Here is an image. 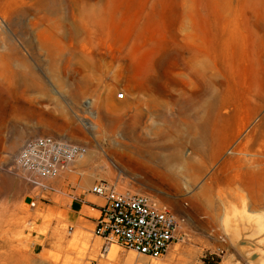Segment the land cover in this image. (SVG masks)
Masks as SVG:
<instances>
[{
  "label": "rangeland",
  "instance_id": "1",
  "mask_svg": "<svg viewBox=\"0 0 264 264\" xmlns=\"http://www.w3.org/2000/svg\"><path fill=\"white\" fill-rule=\"evenodd\" d=\"M163 132L180 144L158 176L109 152ZM39 134L86 144L88 188L150 193L185 234L158 258L109 253L94 223L66 214L86 166L38 177L44 189L12 165ZM236 153L264 171V0H0V264H264V224L247 229L257 209L219 171Z\"/></svg>",
  "mask_w": 264,
  "mask_h": 264
},
{
  "label": "built area",
  "instance_id": "2",
  "mask_svg": "<svg viewBox=\"0 0 264 264\" xmlns=\"http://www.w3.org/2000/svg\"><path fill=\"white\" fill-rule=\"evenodd\" d=\"M116 97H125V92L117 93ZM86 152L87 146L82 142L65 136L39 134L24 140L12 158V165L30 173L29 180L34 186L50 189L38 177H57ZM89 191L102 198L100 204H93L97 215L92 233L106 245L115 243L154 259L185 234L181 230L183 218L150 193L130 188L120 190L103 179L93 183Z\"/></svg>",
  "mask_w": 264,
  "mask_h": 264
},
{
  "label": "crops",
  "instance_id": "3",
  "mask_svg": "<svg viewBox=\"0 0 264 264\" xmlns=\"http://www.w3.org/2000/svg\"><path fill=\"white\" fill-rule=\"evenodd\" d=\"M236 155L238 154L228 155L226 159H224V163L219 164V171L229 172L228 176L232 179L231 195L233 196V202L241 204L239 192H245L249 199L250 207L257 209L258 222H250L247 229L251 234H259L260 232L257 231V229L260 228L261 224H264V214H262L264 212V171L260 169H248L242 165L234 164ZM91 161L92 159L84 164L73 163L78 167H87L83 170V172L87 174V177L83 181V186L80 190L79 188H75L73 190L75 194L72 195L71 199L66 203V214L70 216V218H73L76 223H80V217H84L87 221L94 223L95 216L92 215V210L95 209L93 204L101 203L99 196L91 193L88 188V182L93 176V170L95 169ZM229 164H233L231 170H228L230 168ZM218 178L217 176L216 179ZM251 180L254 181V185H250ZM255 181L257 184H255ZM210 220L217 225L214 227L215 230L220 231L219 223L223 221V218L217 217V219H215L213 217ZM191 222L192 226L196 228L193 219H191Z\"/></svg>",
  "mask_w": 264,
  "mask_h": 264
},
{
  "label": "bare ground",
  "instance_id": "4",
  "mask_svg": "<svg viewBox=\"0 0 264 264\" xmlns=\"http://www.w3.org/2000/svg\"><path fill=\"white\" fill-rule=\"evenodd\" d=\"M25 87L23 81L17 79L13 88L23 91ZM84 123L89 127H94L93 123L89 120L84 119ZM163 131V130H162ZM201 134H205V129H201ZM159 132V129L156 130ZM167 132V131H166ZM164 133H155L153 137L147 138L142 137L139 142L131 145H125L121 148L118 144H114L110 153L113 155L112 158L115 162L134 161L137 168L145 170L146 172L151 171L154 175H160L167 170L166 165L177 158V151L175 149L177 144H180L179 139L171 140L169 136ZM169 134V133H168ZM161 151H168V154H161ZM91 153L86 152L83 157L75 159L71 163L84 164L91 160ZM115 244L109 246V253L114 254L116 252Z\"/></svg>",
  "mask_w": 264,
  "mask_h": 264
}]
</instances>
